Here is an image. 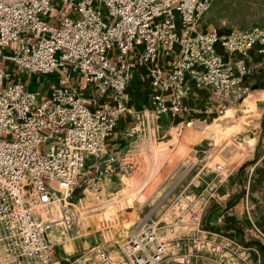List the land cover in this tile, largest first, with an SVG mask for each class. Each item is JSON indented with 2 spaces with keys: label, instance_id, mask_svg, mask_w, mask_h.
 <instances>
[{
  "label": "built area",
  "instance_id": "built-area-1",
  "mask_svg": "<svg viewBox=\"0 0 264 264\" xmlns=\"http://www.w3.org/2000/svg\"><path fill=\"white\" fill-rule=\"evenodd\" d=\"M215 1L0 0V264H254L221 209L205 223L210 202L227 209L220 189L230 169L220 161L206 175L209 165L192 158L163 179L118 239L61 259L48 236L59 225L78 236L77 190L99 198L106 178L133 175L134 163L108 141L131 106L138 68L151 74V105L138 123L153 143L152 116L187 111L189 81L210 88L219 116L251 92L247 57L256 51L264 61V13L251 27L202 30ZM55 72L48 92L28 88L34 74ZM89 86L104 105L94 106Z\"/></svg>",
  "mask_w": 264,
  "mask_h": 264
},
{
  "label": "crops",
  "instance_id": "crops-1",
  "mask_svg": "<svg viewBox=\"0 0 264 264\" xmlns=\"http://www.w3.org/2000/svg\"><path fill=\"white\" fill-rule=\"evenodd\" d=\"M199 24L202 30H207L215 26L205 17ZM170 60L171 56H168L163 51L159 58V62L169 67ZM247 61L251 70L245 79V82L251 86V92L249 94L257 92L259 96H264V61L256 51H253L247 57ZM19 79L23 80L22 77ZM29 83L30 82H27L28 87ZM74 85L79 90L82 88L81 79L77 74L75 76ZM189 85L191 89L187 99L188 110L172 120L163 116H152V135L155 139L154 144L157 146L161 143L160 139L158 140L159 137L167 138L166 140L164 139L165 141L163 142H166L168 146H172L174 153H183L177 160H174V164L172 165L174 175L192 159L191 155H187L191 147L194 152L201 157V159L198 157L194 158H197L200 164L204 161L209 165L204 172V174L209 175L213 170V162L219 159V155L215 154L219 149H217V147H212L213 141L210 139L216 137L218 144L220 140H218L220 136L218 131L220 129L224 131L225 126H227L231 120L234 121L235 119L234 116H232L225 121L226 115H218L214 103L210 100L211 90L209 87L197 88L192 81H189ZM130 88L132 96L131 106L128 111L122 114L118 125V132L108 141V145L112 150H120L127 160L134 163L136 170H142L148 167L149 156H151L147 148L145 149V144H148L146 132L138 123L142 111L151 105L153 89L151 86V74L148 67H141L135 71V77L130 83ZM83 91L94 99V106H101L107 102L105 98L99 99L96 97L93 86H89ZM247 96L236 104L241 105L242 101H244ZM259 103L261 104V102L258 101L255 103L257 110L260 107ZM262 103L264 104V101ZM234 105L230 107L231 110L235 108ZM262 114L263 111L261 112V116L252 118L250 120L251 122L249 121V123H247L246 129L243 130L245 134L240 135L236 132L234 135L237 143L243 145V148L235 147L233 149L234 152H227V158L230 159L232 163L225 164L230 169V173L235 169L239 171L241 167L244 168V178L241 176L239 180L241 181L242 179L246 194L239 199L240 201L237 200V203L228 207L225 202L227 209H222L226 219V230H231L238 238L252 247V262L254 264H258L259 262L264 264V243L252 229L249 218V215L252 216L253 219L255 218L257 223L264 230V178L261 179L262 181L259 179L260 186L257 189L254 187L255 185H252L255 169L258 170L256 174L258 177L260 175L259 169L262 168L263 170L261 172H264V145L260 144L261 132L259 129V124L264 126V120H261ZM212 125L216 126V136H211L209 132H206V128ZM240 131L242 133V130ZM262 141H264V139H262ZM222 152H224V150H222ZM229 154L232 155L229 156ZM231 177L235 176L230 175V178L221 187L220 193L224 195L225 198L231 197L232 199L238 192V188L235 187L236 185L233 186V184H231V187L229 186ZM120 182H124L122 177L118 175L109 176L104 181V188L107 190L114 189L120 185ZM235 184H237V182ZM249 195L251 199H249ZM219 211L216 210L217 215ZM67 234L65 228L60 225L56 226L48 234L49 239L55 244L56 252L61 259L91 247L88 246L86 242L82 243L80 240L75 241L72 240L73 238L71 237L70 240H66Z\"/></svg>",
  "mask_w": 264,
  "mask_h": 264
},
{
  "label": "rangeland",
  "instance_id": "rangeland-1",
  "mask_svg": "<svg viewBox=\"0 0 264 264\" xmlns=\"http://www.w3.org/2000/svg\"><path fill=\"white\" fill-rule=\"evenodd\" d=\"M263 13L264 0H216L205 15V18L216 27L226 30L234 27H251L258 24L262 21ZM57 80V72L37 73L28 81L30 82L28 88L46 93L50 85ZM257 101L261 102L259 105L262 107H259L258 110L255 104ZM263 101L264 96H259L257 92H252L242 101L241 105L235 104V108L232 110L229 108L225 114L224 120L226 121L232 116H234L235 120H231L230 123L225 126L224 131L223 129L218 131V134H220L218 137V140L220 139L218 144L216 137L210 139L213 141L212 147H217V149H219V151L215 153L219 155V159H216V161L223 162L224 164L232 163V161L227 158V152H234L233 149L235 147L243 148V145L237 143L234 135L236 132L240 135L245 134L243 130L246 129L247 123H249L252 118L261 116L262 111L261 120H264ZM215 127V125L208 126L206 132H209L211 136H216ZM259 129L261 132L260 144L264 145V141H262V139H264V126L259 124ZM240 130H242V133ZM221 137L224 138L222 139ZM159 139L161 141L159 146L152 141H147L148 144H145V149L147 148L151 155L149 156V163L146 169H135L133 175L130 177H123L124 182H120V185L114 189L107 190L103 185V189L99 193V198L89 190L81 189L76 192L74 201L78 202L81 200V203H78L77 209H75L76 216L78 217L76 218L77 227H80V232L78 236L72 240H80L82 243L86 242L88 246H93L109 239H118L126 233L137 219L138 206L145 202L152 193L159 190L158 187H160V183L163 179L168 177V175H173L172 165L174 164V160H177L179 156L183 155V153L179 152L174 153L172 146H168L166 142H163L167 138L159 137L158 140ZM222 150H224V152H222ZM187 155H191L192 158L198 157L201 159V157L194 152L192 147ZM230 155L232 154H229V156ZM262 170V168L259 169V177L256 176L258 170L255 169L254 172L252 185H255L254 187H256V189L260 186L259 179L261 180L264 178V172L262 173ZM244 173L245 170L243 167H241L239 171L235 169L230 173L231 176L235 177H231L229 186L231 187V184H233V186L236 185L235 187L238 188V192L234 198H226L227 207L237 203V200L240 201L239 199L246 194L244 183L242 179L241 181L239 180L241 176L244 178ZM236 182L237 184H235ZM249 199H251L250 195ZM222 208L223 207L215 201L210 202L206 208L205 223L210 226V222L216 219V210L219 211L220 209L222 210ZM68 239H71L69 235L66 240Z\"/></svg>",
  "mask_w": 264,
  "mask_h": 264
},
{
  "label": "trees",
  "instance_id": "trees-1",
  "mask_svg": "<svg viewBox=\"0 0 264 264\" xmlns=\"http://www.w3.org/2000/svg\"><path fill=\"white\" fill-rule=\"evenodd\" d=\"M215 2H216V1H215ZM215 2H214V3H215Z\"/></svg>",
  "mask_w": 264,
  "mask_h": 264
}]
</instances>
